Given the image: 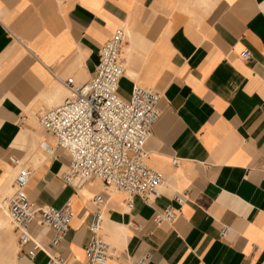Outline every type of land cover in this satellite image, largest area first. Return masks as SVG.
<instances>
[{
  "label": "crops",
  "instance_id": "1",
  "mask_svg": "<svg viewBox=\"0 0 264 264\" xmlns=\"http://www.w3.org/2000/svg\"><path fill=\"white\" fill-rule=\"evenodd\" d=\"M119 28L126 31L120 96L130 99L139 86L162 97L146 147L151 168L166 178L162 197H136L132 210L125 195L97 180L65 184L70 158L44 151L56 139L38 123L69 95L56 77L90 82ZM26 168L34 171L33 204L73 205L60 249L68 264L85 263L98 195L107 202L109 264L141 257L146 264H264V0H0V199L14 195ZM184 192L174 225L157 226L155 217ZM5 215L0 221L10 222ZM30 235L48 247L52 231L35 223ZM0 240V264H48L44 253L28 257L32 245L22 247L18 231Z\"/></svg>",
  "mask_w": 264,
  "mask_h": 264
},
{
  "label": "built area",
  "instance_id": "2",
  "mask_svg": "<svg viewBox=\"0 0 264 264\" xmlns=\"http://www.w3.org/2000/svg\"><path fill=\"white\" fill-rule=\"evenodd\" d=\"M125 41V29H117L100 50L96 73L87 84H79L74 78L63 80L56 77L69 95L61 106L43 113L38 123L56 139V148L45 144L42 146L44 151L54 156L56 150H62L70 158L63 175L65 184L78 189L88 181L97 180L112 193L125 195L127 209L132 210L136 197L145 203L160 199L166 178L151 168L146 150L161 118V95L139 86L134 87L128 100L119 94L124 77L121 56ZM242 57L247 61L253 59L250 51H245ZM11 163L19 165L20 161L12 158ZM177 163L176 160L173 162L174 165ZM33 176V169L26 168L16 177L14 195L0 199V213L6 214L14 231L20 233L21 246L32 245L28 252L31 260L44 253L48 264H68L60 249L70 232L73 205L68 201L59 209L37 207L28 193ZM186 201V192L175 195L173 203L155 217L154 223L157 226L174 225ZM93 203L95 210L89 225L84 264H109L112 249L102 237L107 202L98 195ZM35 223L52 231L48 247L30 235ZM231 231L226 228L222 237ZM146 260L141 257L132 264H146Z\"/></svg>",
  "mask_w": 264,
  "mask_h": 264
},
{
  "label": "bare ground",
  "instance_id": "3",
  "mask_svg": "<svg viewBox=\"0 0 264 264\" xmlns=\"http://www.w3.org/2000/svg\"><path fill=\"white\" fill-rule=\"evenodd\" d=\"M47 145V144H46ZM45 146V144H44ZM97 183H100L99 181H97ZM101 184V183H100ZM6 216V215H5ZM15 228L13 226V224H11L10 222H3L0 221V234L1 233H5V232H12L14 231Z\"/></svg>",
  "mask_w": 264,
  "mask_h": 264
},
{
  "label": "rangeland",
  "instance_id": "4",
  "mask_svg": "<svg viewBox=\"0 0 264 264\" xmlns=\"http://www.w3.org/2000/svg\"><path fill=\"white\" fill-rule=\"evenodd\" d=\"M40 146V145H39ZM40 149V148H39ZM97 184H100V183H97ZM5 237V236H4ZM3 242V240H0V243H2Z\"/></svg>",
  "mask_w": 264,
  "mask_h": 264
}]
</instances>
